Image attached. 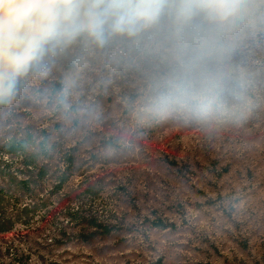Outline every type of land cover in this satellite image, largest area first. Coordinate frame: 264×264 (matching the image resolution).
<instances>
[{"label":"rangeland","instance_id":"rangeland-1","mask_svg":"<svg viewBox=\"0 0 264 264\" xmlns=\"http://www.w3.org/2000/svg\"><path fill=\"white\" fill-rule=\"evenodd\" d=\"M254 3L217 57L226 86L162 33L78 40L20 82L0 104V264H264ZM27 141L35 168L8 152Z\"/></svg>","mask_w":264,"mask_h":264},{"label":"clouds","instance_id":"clouds-1","mask_svg":"<svg viewBox=\"0 0 264 264\" xmlns=\"http://www.w3.org/2000/svg\"><path fill=\"white\" fill-rule=\"evenodd\" d=\"M258 8L254 0H0V104L78 40L107 47L149 33H162L174 54L190 55L216 86H226L227 67L217 57Z\"/></svg>","mask_w":264,"mask_h":264},{"label":"trees","instance_id":"trees-1","mask_svg":"<svg viewBox=\"0 0 264 264\" xmlns=\"http://www.w3.org/2000/svg\"><path fill=\"white\" fill-rule=\"evenodd\" d=\"M7 103L3 104V105H6ZM27 145H28V141L27 142H13V143H10L9 146H8V152L10 154H13V155H19V154H22V156H24V163L26 164L27 167L29 168H35L36 167V162H35V158H29L27 159L26 158V155H25V150L27 148ZM66 182V179L64 180H61L60 183H59V187L58 188H62V186L65 184ZM22 187L23 188H27V183H24L22 182L21 183ZM97 227L101 228L102 232L104 233H109V230H107L106 228L100 226V225H96ZM155 227L156 228H162V229H165L167 228L163 223H155Z\"/></svg>","mask_w":264,"mask_h":264}]
</instances>
